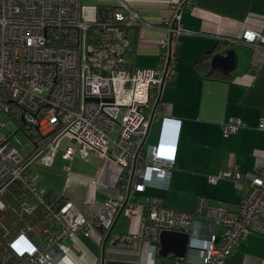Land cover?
I'll list each match as a JSON object with an SVG mask.
<instances>
[{
  "label": "built area",
  "instance_id": "1",
  "mask_svg": "<svg viewBox=\"0 0 264 264\" xmlns=\"http://www.w3.org/2000/svg\"><path fill=\"white\" fill-rule=\"evenodd\" d=\"M178 1L164 20L165 38L156 41L160 65L151 69L129 65L133 47L127 30L143 21L121 0L91 21L82 16L81 0H0V115H11L12 132L22 126L40 137L32 153L23 157L2 132L5 123L0 118V206L9 185L18 182L43 205L54 227L38 243L22 233L10 240L9 247L25 259L23 264H54L68 250L67 238L76 232L88 236L91 225L107 233L121 208L125 217L137 215L140 224L135 234L118 235L115 246L146 247V264H154L161 231L187 233L188 251L201 248L200 264H223L241 238L250 232L264 234V172L229 170L209 176L210 181L232 180L241 193L235 211L220 203L208 206L204 198L194 212L165 207L148 197L142 200L147 186L169 185L175 162L179 120L163 116L157 143L146 145V137L155 115L154 91L162 75L165 80L175 71L179 17L190 0ZM236 42L264 57V33L246 29ZM243 126L232 118L224 133ZM257 126L264 130V117ZM63 139L70 142L65 155L72 153L71 145L80 146L119 168L115 184L121 196L108 197L89 218L70 201L52 200L29 176L34 167L52 166ZM203 226L224 230L204 239L198 236Z\"/></svg>",
  "mask_w": 264,
  "mask_h": 264
},
{
  "label": "crops",
  "instance_id": "2",
  "mask_svg": "<svg viewBox=\"0 0 264 264\" xmlns=\"http://www.w3.org/2000/svg\"><path fill=\"white\" fill-rule=\"evenodd\" d=\"M118 1L81 0L82 16L91 21L102 9L117 7ZM121 1L134 8L143 21L127 30V38L133 47L130 67L157 68L160 48L156 41L165 38L164 20L173 13L171 5L179 1ZM263 8L264 0H190L181 12V35L174 45V75L166 78L162 87L154 91V96L160 97L154 115L157 121L155 144L163 116L180 121L175 162L166 188L146 187L143 194L150 199L175 210L194 212L199 199L204 198L208 206L220 203L235 211L241 193L232 180L210 181L209 176L229 170L264 172V130L257 126L259 119L264 117V57L253 48L236 42L246 29L264 33ZM228 48L236 49L237 68L227 74L217 70L210 72L206 64L211 56ZM200 56L202 59L197 62ZM232 118L240 119L244 126L225 134L224 126ZM151 127L152 124L147 137ZM69 143L63 139L52 166L44 167L53 180L62 184L61 189L45 192L52 200L72 202L84 217L89 218L104 207L108 197L121 194L120 186L115 184L118 171L114 168L105 170L104 165L91 166V157L96 154L84 147L71 145L72 153L65 155ZM75 159L84 162L81 170L71 168ZM56 162L64 163L62 169L53 168ZM34 169L40 170V166L29 170V174ZM93 174H98L104 181L100 187L106 188L107 196L99 194L101 192L98 193L88 180ZM142 200H145L143 196ZM138 227L136 217L121 214L105 246L106 232L96 225L89 228L88 236L76 232L65 240L68 250L63 256L59 255L54 264H146V247L123 249L114 244L118 235L137 231ZM223 230L221 226L211 230L203 226L198 236L205 239L211 233L220 235ZM194 244L202 245L201 242ZM195 248L187 251L179 264H200L202 251L200 247ZM171 255L162 257L157 253L154 264H174ZM223 264H264V234L250 232L241 238Z\"/></svg>",
  "mask_w": 264,
  "mask_h": 264
},
{
  "label": "trees",
  "instance_id": "3",
  "mask_svg": "<svg viewBox=\"0 0 264 264\" xmlns=\"http://www.w3.org/2000/svg\"><path fill=\"white\" fill-rule=\"evenodd\" d=\"M201 59L202 56L197 62ZM30 139L35 146L40 137L35 133ZM1 200L0 264H23L25 259L9 247L10 240L22 233L33 243H38L54 229L53 223L43 205L18 182L9 185Z\"/></svg>",
  "mask_w": 264,
  "mask_h": 264
},
{
  "label": "rangeland",
  "instance_id": "4",
  "mask_svg": "<svg viewBox=\"0 0 264 264\" xmlns=\"http://www.w3.org/2000/svg\"><path fill=\"white\" fill-rule=\"evenodd\" d=\"M238 47V46H237ZM237 49H240L239 47ZM15 112H17V114L19 113L17 109H15ZM10 117L11 115L9 114H5L2 113L0 115L1 120L5 123V126L2 130V132L9 137V143L23 156V157H27L29 154L32 153V151L34 150V145L31 142L30 136H32L33 134H35V130H29L26 129V131L22 130L23 128H19L16 131L12 132V129L9 126L10 123ZM152 127H151V131L146 139V145L150 144L153 145L155 144V140H156V133H154L155 131V127L157 125V121H153L152 123ZM90 158V157H89ZM84 162H81L80 159H75L73 161V163L71 164V168L73 169H82V166ZM64 163H58L56 162L54 164V169L60 170L62 169V165ZM90 165L94 166V165H104L105 170L108 169L110 171L111 168H114V170H119V168L117 166H115L112 162L103 159L99 156H92L91 157V161H90ZM48 169H44V167H40V170H33L30 172L29 176L30 178L33 180L35 187L44 190L46 192H48L49 190H53L54 192H59L61 189L62 184L59 183V181L57 180H53L49 174H48ZM73 172V171H72ZM103 174V171L102 173ZM88 180H90L94 186V188L96 190H98L99 194H104L105 196H107L108 191L105 190L106 188H104V190L100 187L103 184V180L99 177L98 174H93L90 177H88ZM111 193V192H109ZM116 196V195H115ZM121 196L118 195L117 197ZM93 225H91L90 227H92Z\"/></svg>",
  "mask_w": 264,
  "mask_h": 264
},
{
  "label": "water",
  "instance_id": "5",
  "mask_svg": "<svg viewBox=\"0 0 264 264\" xmlns=\"http://www.w3.org/2000/svg\"><path fill=\"white\" fill-rule=\"evenodd\" d=\"M238 62L239 60H238V55L236 53V49L228 48L222 51V53H216L211 56L208 62L210 67L209 70L210 72L213 70H217L219 72H222L223 74H227L237 68ZM163 83H164V79H162L160 87H162ZM159 100L160 97H158L155 102L152 117L159 104ZM174 139L175 137L172 140L173 143H174ZM126 200L127 197L125 201ZM121 212H122V208L119 210L112 228L106 233L103 246H105V243L107 242L110 234L112 233V230L116 224L117 219L121 215ZM159 245L160 247L157 251L159 256L167 257L169 254H172L171 256L174 257V259H183L185 258L186 252L189 248V235L184 232L161 231L159 233Z\"/></svg>",
  "mask_w": 264,
  "mask_h": 264
},
{
  "label": "bare ground",
  "instance_id": "6",
  "mask_svg": "<svg viewBox=\"0 0 264 264\" xmlns=\"http://www.w3.org/2000/svg\"><path fill=\"white\" fill-rule=\"evenodd\" d=\"M43 138V137H42ZM44 139V138H43ZM144 193V192H143ZM141 194V197L143 196L144 198H146V197H148V198H150L149 196H146V195H144V194ZM133 217H136L137 219H138V221H139V224H140V220H139V218H138V216L137 215H132L130 218H133ZM138 229H139V227H138ZM138 231V230H137ZM137 231H134V232H131V234H135ZM174 232V231H173ZM144 247V246H143ZM159 247H160V245H159V236H158V245H157V251H158V249H159ZM124 249V248H123ZM145 249V248H144ZM188 251V250H187ZM156 254H157V252H156ZM156 258V257H155ZM174 258V257H173ZM183 259H185V258H183ZM183 259H174V261L175 262H178V264H179V262L181 261V260H183Z\"/></svg>",
  "mask_w": 264,
  "mask_h": 264
},
{
  "label": "flooded vegetation",
  "instance_id": "7",
  "mask_svg": "<svg viewBox=\"0 0 264 264\" xmlns=\"http://www.w3.org/2000/svg\"><path fill=\"white\" fill-rule=\"evenodd\" d=\"M116 241V240H115Z\"/></svg>",
  "mask_w": 264,
  "mask_h": 264
}]
</instances>
